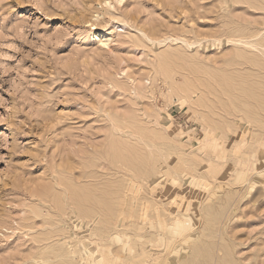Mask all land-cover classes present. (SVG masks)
Instances as JSON below:
<instances>
[{"label":"rangeland","instance_id":"obj_1","mask_svg":"<svg viewBox=\"0 0 264 264\" xmlns=\"http://www.w3.org/2000/svg\"><path fill=\"white\" fill-rule=\"evenodd\" d=\"M0 264H264V0H0Z\"/></svg>","mask_w":264,"mask_h":264},{"label":"bare ground","instance_id":"obj_2","mask_svg":"<svg viewBox=\"0 0 264 264\" xmlns=\"http://www.w3.org/2000/svg\"><path fill=\"white\" fill-rule=\"evenodd\" d=\"M100 37L103 38V41L101 42L103 45H107L109 43V39L106 38L107 37V33L104 32V30H101V35H99ZM132 181V180H131ZM92 249L94 250L95 248L92 247ZM91 253V252H90ZM94 254H92L93 256ZM90 262H93V259H90Z\"/></svg>","mask_w":264,"mask_h":264}]
</instances>
